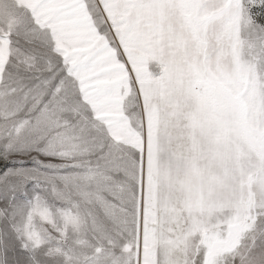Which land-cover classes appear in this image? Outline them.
I'll list each match as a JSON object with an SVG mask.
<instances>
[{"label": "snow or ice", "instance_id": "snow-or-ice-1", "mask_svg": "<svg viewBox=\"0 0 264 264\" xmlns=\"http://www.w3.org/2000/svg\"><path fill=\"white\" fill-rule=\"evenodd\" d=\"M0 264H264V0H0Z\"/></svg>", "mask_w": 264, "mask_h": 264}]
</instances>
